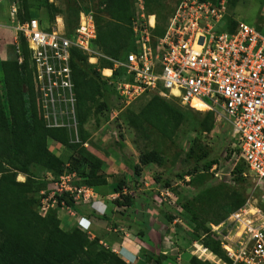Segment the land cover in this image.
<instances>
[{
	"label": "trees",
	"instance_id": "1",
	"mask_svg": "<svg viewBox=\"0 0 264 264\" xmlns=\"http://www.w3.org/2000/svg\"><path fill=\"white\" fill-rule=\"evenodd\" d=\"M56 1L58 0L53 2L45 0L48 22L51 25L54 24L56 17L62 14L71 17L74 23L68 26L70 35L78 24L80 13L84 10L72 3L64 11ZM89 1L97 4L99 8L102 7L101 13L104 15V20L98 19L96 23L97 38L93 42V49L106 57L121 60H124L129 52L136 51L137 45L132 26L135 17L134 0ZM207 1L216 3L221 0ZM145 2L148 3L149 0ZM31 10L30 0H21L17 21L25 23L37 18ZM85 11L88 12V10ZM236 25V22H229L227 27L233 30ZM151 31L153 37H162L166 29L158 32L155 27ZM13 49L12 57L0 60V264H129L114 251L102 248L99 240L92 239L80 229L74 227L70 231L64 230L56 211L42 216L35 209L37 201L31 199L29 194L40 189L37 187L35 175L31 173V167H43L54 176H62L65 172L66 163L50 149L51 141L74 150L82 157L80 159L74 156L72 162L76 169L86 165L87 170H83L81 175L86 178L87 187L106 186L108 181L103 173L104 161L84 146L86 144L84 138L80 143H73L66 127L47 125L42 105L36 99L33 67L28 45L22 36L19 37V45L16 44ZM103 61L105 64L102 69L110 68L112 64L107 60ZM71 67L77 102V118L83 135L88 133L84 126L92 113L102 112L108 108L106 102L100 103L97 110L95 105L104 96L105 89L112 86L102 78L97 67L89 64L88 57L80 51L72 52ZM119 75L120 71H117L114 79L118 80ZM127 117L137 134L147 136L150 129L168 140L174 138L185 121L183 112L159 96H153L139 113L130 112ZM214 126L213 114H204L200 124L201 130L210 133ZM150 164L158 166L164 164L163 158L155 150L140 157L139 165L134 169L135 173H140L143 166ZM215 165H219L218 159L206 158L202 170L196 167L192 171L187 169L178 175L183 181L189 178L191 184L199 182L200 186L195 189L194 196L197 200L206 201V212L198 213L197 209L193 210L194 199L187 197L184 199L185 202L177 197L176 204L182 207V212L188 216L194 226L192 234L187 233L186 237L191 242L198 240L203 247L224 263L232 264L220 241L213 237L210 224H220L232 212L245 205L247 198L233 187L239 178L245 177H243V171L236 166L232 172V176H235L231 181L233 185L226 182L217 183L216 171L212 172ZM18 174L25 175L26 180L18 181ZM208 177L210 179H207ZM123 184L124 181H120L114 191L121 192ZM162 188L171 193V181L165 180ZM56 199L60 205L64 202L66 206L79 210L69 197V193L59 195ZM116 202L120 206L131 205L135 207L134 210L140 205L139 202L132 203L128 197L125 202L121 199ZM225 208L229 209V213H225ZM147 209L148 204L141 213L144 218L142 225L144 229H149ZM130 217L133 219L132 214ZM107 220L106 217L101 219V221ZM175 220L173 216H167L169 223ZM115 226L118 225L115 224ZM181 231L179 228V232ZM198 247L202 256L212 257L208 250ZM146 253L147 251L142 248L140 254ZM149 257L150 260H155L156 264H162L161 256L155 257L150 254ZM189 263L215 264L197 256H192Z\"/></svg>",
	"mask_w": 264,
	"mask_h": 264
},
{
	"label": "built area",
	"instance_id": "2",
	"mask_svg": "<svg viewBox=\"0 0 264 264\" xmlns=\"http://www.w3.org/2000/svg\"><path fill=\"white\" fill-rule=\"evenodd\" d=\"M139 2L143 11L144 2ZM226 3L179 0L162 37H153L154 27L135 18L132 26L137 49L124 60L93 49L97 38L94 11H82L70 35L53 26L44 27L39 19L20 23L16 18L12 29L18 35L17 45L20 36L28 45L35 95L45 120L49 117L46 109L54 113L49 126L66 127V118L77 120L71 60L72 52L80 51L91 65L99 66L100 60L112 64L98 69L102 78L116 87L124 108L142 96L154 94L176 99L203 114L212 113L215 125L230 126L237 162L242 161L264 182V33L242 22H236L235 29L230 30L224 25ZM17 13L14 7L12 15ZM117 71L120 75L115 80ZM218 169L215 165L212 172ZM60 180L56 183L57 196L69 193L74 204L82 197L86 203L91 201L92 195L87 194L90 187L66 184L64 176ZM170 194L166 190L161 196L166 199ZM62 205L66 206L64 202ZM211 228L232 264H264V209L258 204L247 200Z\"/></svg>",
	"mask_w": 264,
	"mask_h": 264
},
{
	"label": "rangeland",
	"instance_id": "3",
	"mask_svg": "<svg viewBox=\"0 0 264 264\" xmlns=\"http://www.w3.org/2000/svg\"><path fill=\"white\" fill-rule=\"evenodd\" d=\"M49 1L53 2L55 0ZM177 1L179 0H149L147 3L143 0L144 10L142 11V5L139 0H134V18L139 19L145 24L152 19L151 25L156 21L155 27H157L158 32H162L164 28L167 29L168 27L171 13ZM226 2L227 12L224 25L229 22H242L251 27H256L264 33V21H260L261 16L264 14V0H226ZM44 3L45 0H30L31 11L34 16L38 17L44 27L51 28L53 26L60 33H68V26L74 23L71 17H67L64 14L58 15L54 24L51 25L48 22V11ZM56 3L64 11L67 10V6L69 7L73 3L74 6L81 7V10L94 11L96 23L98 19L99 21L104 20V15L101 13L102 7L99 8L97 4L89 0H58ZM20 6L21 0H0V60L2 56L4 58L5 55H8V58H10L14 55L13 47L18 42V35L12 29L14 26L12 22L16 19V16L12 15V11L14 7L20 8ZM138 12L140 13L139 15H137ZM141 15L145 16V19L141 18ZM104 64L105 62L100 60L97 68L102 69ZM111 86L105 89L104 96L95 105V110H97V106L100 103L106 102L108 108L102 112L92 113V116L84 126V129L88 133L82 135L78 118L77 120L65 119L71 141L73 143H80L84 138V142H86L84 146L89 151H92L91 148L98 150L103 157V160L100 159L104 161L103 173L108 184L102 187H90L91 189L87 191V194L92 195L94 199H106L109 205L106 215L108 220L105 224H100V226L99 223L102 222L95 219L98 223L95 222L96 224L93 226V229H90V232L93 234L91 238L99 240V245L102 248L113 251L109 240L104 236L105 233L107 236L108 234L129 232L132 229L129 226V222L132 221L130 216L132 214L134 218L133 213L136 214L135 207L133 208L127 204L120 206L116 200L121 199L125 202L126 197H128L132 203L139 202L143 206V199L147 198L149 199L147 210L148 222L153 227L152 232H154V236L161 237L163 231L169 229L172 236L169 241L173 242V246L174 244L177 246L178 243H183L187 246L190 243L191 247L187 246V248L192 252H196L197 254L195 255H199L201 259H206L199 250L198 246H202L200 242L198 240L191 242L186 237L187 233L192 234L194 226L188 216H185L182 212V207L178 206L174 200L177 197L183 200L186 197L194 199L193 210L197 209L198 213L201 211L206 212V201L204 199L197 200L194 196L195 189L200 186L199 182L191 184L189 183V178L183 181L178 176L179 173L187 171V169L192 171L196 167L202 170L206 158L218 159L220 166L215 172L217 173L215 176L218 177L217 183L226 182L233 185L231 181L235 176H232V172L237 166L246 177H238L237 184L233 187L243 193L252 204H258L263 209L264 182L259 181L242 161L237 162L238 154L232 152V150L235 151L236 149H232V130L226 123H217L212 132L205 133L200 127L201 121L204 119L203 113L184 107L176 99H170L168 102L185 114V121L176 132L174 138L168 140L150 129L147 136H143V134L136 133L134 127L130 125L127 116L130 112L139 113L155 95L142 96L129 107L124 108L116 95V87ZM62 106L64 108V104ZM57 107L60 108L61 105ZM46 111L47 115H49L46 123L50 125L48 121L49 118L54 117V113L51 109H46ZM49 146L66 163L65 172L62 176H54L43 167H31V173L35 175L37 187L40 190L32 192L29 194V197L37 201L35 209L40 215L45 216L49 212L56 211L61 220L62 228L70 231L75 227L78 214L85 216L91 211V207L89 204H84L86 203V199L84 200L83 197L78 204H74L79 209L78 211L68 206L59 205L56 199L58 188L56 183H59L60 179L64 176L66 184L78 188L87 187L85 184L86 178L81 175V172L85 169L87 170V167L86 165H81L78 169L75 168L72 162L73 157L77 156L80 159L82 157L74 150L52 141L49 143ZM152 150L158 152L163 158L164 164L162 166H158L157 164L143 166L140 173H135L134 169L139 165L140 157ZM128 176L131 179L130 181L125 180L129 178ZM207 179H210V177ZM17 180L23 182L26 180V176L18 174ZM165 180L171 181L172 188L170 196H165L166 199L161 196V193L164 192L162 185ZM120 181H124L123 189L121 192H115V187ZM124 190L126 194H123ZM116 194H119L120 198H116ZM173 197L175 198L174 200ZM224 211L225 213H229L228 208H225ZM164 215L176 218L175 222L177 225L175 227L170 225L167 221V216L164 217ZM115 224L118 226H115ZM178 226L181 228V232H179V228L177 229ZM104 229H109L110 231H104ZM135 232L137 231L135 230ZM179 254L181 257L178 256V258L182 263L187 261L190 253H187L183 249L179 251ZM192 255L194 256V254ZM215 257L214 259L211 258L212 260L210 261L222 264V261L217 256ZM149 263L155 264L152 261Z\"/></svg>",
	"mask_w": 264,
	"mask_h": 264
},
{
	"label": "crops",
	"instance_id": "4",
	"mask_svg": "<svg viewBox=\"0 0 264 264\" xmlns=\"http://www.w3.org/2000/svg\"><path fill=\"white\" fill-rule=\"evenodd\" d=\"M260 21H264V14L263 16H261ZM150 22L152 23V19L150 20ZM7 59H9L8 55H5L4 58L3 56L1 57V60H7ZM91 150L92 151L90 152H92L93 154H95L96 156H98L99 158L103 160V157L98 150L94 148H91ZM143 201H144L143 206L139 205V208L136 209V214L134 215V218L132 219L130 217L132 221H130L131 223L129 222V226H131L132 229L129 232L127 233L122 232V233L110 234V235L108 234L107 236L105 233L104 236L106 239L109 240V243L112 246L114 252H116L121 258H123L129 264H150L149 263L150 261L156 264L155 260H150V257H149L150 254L154 255L155 257L161 256L162 264H190L189 261L191 257L193 256L192 254H194V256H197L198 258H201L199 257V255H195L197 254L196 252H192L189 250V248H187V246L191 247L190 243H188L187 246H185L183 243L182 244L178 243L177 246L174 244L173 246V242L169 241L172 238L170 234L171 231H169V229L167 231H163L161 237L154 236V232H152L153 227H151L150 224H149V229H144L142 226L144 223L143 221L144 218L141 216L142 215L141 213H142V210L145 209L146 204H148L149 199L144 198ZM147 210H146V213H147ZM101 222L102 223H99V225L105 224L106 221H101ZM169 224L173 225L174 227L177 225L175 221ZM135 230L137 232H135ZM104 231H110V230L104 229ZM142 248L147 251V253L144 255L140 254V251ZM182 248L187 253H190V254H189V258L187 259V261H184L181 263L178 256L181 257L179 254V251L183 250ZM203 249H206V248L203 247ZM208 252L209 254L212 255L211 258L213 259L216 258L215 255L211 253L209 250ZM205 258L206 259L204 260H209V261L212 260L209 256H206ZM211 262H214V261H211Z\"/></svg>",
	"mask_w": 264,
	"mask_h": 264
},
{
	"label": "clouds",
	"instance_id": "5",
	"mask_svg": "<svg viewBox=\"0 0 264 264\" xmlns=\"http://www.w3.org/2000/svg\"><path fill=\"white\" fill-rule=\"evenodd\" d=\"M152 17V16H151ZM17 18V15H16ZM37 19V18H34ZM135 19V18H134ZM145 19V18H144ZM148 23L151 25V22L148 21ZM156 23V21L154 22V24ZM151 25V27H154L155 29V25ZM152 30V29H151ZM176 202V201H175ZM59 204V203H58ZM89 204L91 207V211L86 214L85 216L78 214L76 223H75V227L80 229L82 232L87 233L90 237L91 235H93L90 232V229H93V226L98 223L96 222L95 219L100 220L102 218H105L107 215V211L109 208V205L107 204L106 199L102 198V199H94L92 198L90 202L86 203V205ZM60 205V204H59ZM62 205V204H61ZM69 207V206H68ZM92 215V216H91ZM227 219V218H226ZM225 219V220H226ZM176 221V220H175ZM96 222V223H95ZM214 225V224H212ZM218 225V224H217ZM211 226V224H210ZM211 232H212V228H211ZM213 235V234H212ZM224 250V249H223ZM225 251V250H224ZM116 253V252H115ZM201 259V258H200ZM221 260V259H220ZM222 261V260H221ZM214 263V262H213ZM222 264H226L223 261L221 262ZM216 264V263H215ZM218 264V263H217Z\"/></svg>",
	"mask_w": 264,
	"mask_h": 264
}]
</instances>
